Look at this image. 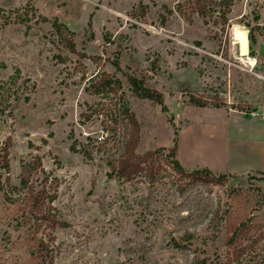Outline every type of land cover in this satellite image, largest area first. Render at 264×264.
<instances>
[{
  "label": "rangeland",
  "instance_id": "374dc122",
  "mask_svg": "<svg viewBox=\"0 0 264 264\" xmlns=\"http://www.w3.org/2000/svg\"><path fill=\"white\" fill-rule=\"evenodd\" d=\"M25 11L28 22H17ZM54 19L73 34L74 52L53 34ZM236 26L247 38L254 29L248 58L239 56ZM16 70L15 85L6 83ZM103 74L120 89L100 97L90 83ZM131 78L160 94L166 112L139 98ZM1 87L0 150L8 161L1 185L18 186L21 165L38 158L57 179L52 207L65 226L18 227L17 195L0 192V264H223L233 248L240 254L231 264H264V174L222 173L225 183L202 185L158 152L152 181L144 173L129 182L107 177L108 161L121 152L123 105L139 124L137 155L171 148L188 109L263 117L264 0H0ZM188 119L205 129L211 122L198 113ZM243 121L222 124L243 139L253 128ZM243 222L257 229L228 247L231 228ZM39 239L48 251L32 261Z\"/></svg>",
  "mask_w": 264,
  "mask_h": 264
},
{
  "label": "trees",
  "instance_id": "16d2710c",
  "mask_svg": "<svg viewBox=\"0 0 264 264\" xmlns=\"http://www.w3.org/2000/svg\"><path fill=\"white\" fill-rule=\"evenodd\" d=\"M27 14V11H25V14L17 15L15 20L24 24L28 22ZM254 19L257 20V17ZM35 22H48V20L44 17H38ZM50 27L53 34L57 36L59 42H61L68 51L74 52L73 34L67 29V27L58 23L56 19L50 23ZM248 42L250 50V44L253 45L256 42L253 28H249ZM249 54L254 57L252 52H249ZM19 78V72L16 70L6 83L15 85ZM129 84L132 91L139 98L154 101L161 106L162 112H166L160 94L144 87L143 82L135 78L129 79ZM90 87L92 88V94L103 97L108 93L117 92L120 89V82L117 79L103 74L92 79ZM2 98L3 92L1 87L0 101ZM23 101H28V97H24ZM195 106L204 107L201 103H197ZM121 112L124 115L123 120L125 122V132L121 145V152L115 159H111L107 163L109 169V172L107 173L108 178L129 182L141 173H144L148 180L152 181L154 176L152 158L154 154L158 152H167V156L171 158V169L178 175L189 178L191 182L200 183L202 185H208L210 183H225V180L228 177L227 174L218 173L208 168H195L191 171H185L183 169L177 159V132L173 135L171 148H157L153 152L137 155L135 150L139 140V124L135 117L128 112L126 106L123 105L121 107ZM106 132L108 133V131ZM111 136L112 135H109L105 139H102V142L99 140L98 146L100 145V147H102L108 138H112ZM71 150H76L73 145ZM80 152L86 157L90 156V153L84 148L80 149ZM0 168L4 171L8 170L6 148L0 150ZM38 173L41 174L40 178L37 177ZM4 181L6 183V189H4L0 182V192H3L6 200L8 196L17 195V199L14 202L16 203L15 222L18 227L28 225L33 228V232H36L40 227L53 231L57 227L65 226V223L60 221L53 212L54 209L52 207V203L56 198L55 187L57 179L55 177H49V174L43 170L38 158H34L21 165L18 186L8 185L7 179ZM248 224L249 222H243L231 228V231L226 238V245L228 247L235 246L240 238L249 236L257 229ZM175 246L179 247L177 244H175ZM180 248L185 249L187 248V245H182ZM47 251V244L42 239L34 241L30 254L32 261L45 259ZM239 254L240 251L233 248L229 254L230 257L228 261L223 264L233 263L234 260L238 258ZM195 264H206V261L201 260Z\"/></svg>",
  "mask_w": 264,
  "mask_h": 264
},
{
  "label": "crops",
  "instance_id": "0c3cea01",
  "mask_svg": "<svg viewBox=\"0 0 264 264\" xmlns=\"http://www.w3.org/2000/svg\"><path fill=\"white\" fill-rule=\"evenodd\" d=\"M186 112L189 115L198 113L204 119L210 118L211 122L206 129L201 125L194 126L188 119L189 115L184 114L186 123L177 134V159L184 168H208L228 174H264V111L261 113L262 118L249 116V120L244 115L236 116L207 108L188 109ZM234 117L241 121L248 120L243 123L253 127L249 137L238 139L237 136L229 135L228 128L222 123H227L229 118ZM160 146L168 147L169 142Z\"/></svg>",
  "mask_w": 264,
  "mask_h": 264
},
{
  "label": "bare ground",
  "instance_id": "6f19581e",
  "mask_svg": "<svg viewBox=\"0 0 264 264\" xmlns=\"http://www.w3.org/2000/svg\"><path fill=\"white\" fill-rule=\"evenodd\" d=\"M233 36H234V41L238 48L239 56L243 58L245 57L248 58L249 43L246 32L236 26L233 29Z\"/></svg>",
  "mask_w": 264,
  "mask_h": 264
},
{
  "label": "built area",
  "instance_id": "2783aa9c",
  "mask_svg": "<svg viewBox=\"0 0 264 264\" xmlns=\"http://www.w3.org/2000/svg\"><path fill=\"white\" fill-rule=\"evenodd\" d=\"M249 115L252 116V117L257 116V114L256 113H253V112L252 113H249Z\"/></svg>",
  "mask_w": 264,
  "mask_h": 264
},
{
  "label": "water",
  "instance_id": "95a60500",
  "mask_svg": "<svg viewBox=\"0 0 264 264\" xmlns=\"http://www.w3.org/2000/svg\"><path fill=\"white\" fill-rule=\"evenodd\" d=\"M261 53H262V49L260 50L259 54H261Z\"/></svg>",
  "mask_w": 264,
  "mask_h": 264
}]
</instances>
